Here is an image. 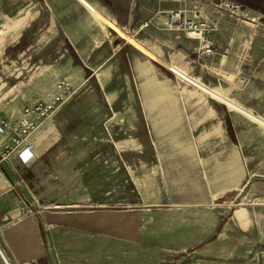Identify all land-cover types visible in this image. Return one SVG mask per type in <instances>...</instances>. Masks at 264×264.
<instances>
[{"label":"rangeland","instance_id":"1","mask_svg":"<svg viewBox=\"0 0 264 264\" xmlns=\"http://www.w3.org/2000/svg\"><path fill=\"white\" fill-rule=\"evenodd\" d=\"M89 1L97 16L82 0H0V117L68 88L46 163H0L43 241L23 264H264V0ZM139 169L155 207H139ZM203 170L226 175L208 188ZM232 178L241 190L220 194Z\"/></svg>","mask_w":264,"mask_h":264},{"label":"crops","instance_id":"2","mask_svg":"<svg viewBox=\"0 0 264 264\" xmlns=\"http://www.w3.org/2000/svg\"><path fill=\"white\" fill-rule=\"evenodd\" d=\"M83 6L84 8L87 7V5H90V8L88 9V13L90 15H98L99 12V8L96 4L90 2L89 0H82ZM102 9V8H100ZM28 13L24 14L22 17L18 18V19H28ZM116 22V21H115ZM118 25V24H117ZM120 28H122V31L120 32V37L123 38L124 41H126L127 43L129 42V40L127 39L126 36V30L125 28L121 27L120 25H118ZM10 28L6 29L9 30ZM113 30V29H111ZM1 31V30H0ZM66 40L68 41L70 47L72 48L73 52H78L76 50V48L74 47L71 39H69V37H67L65 35ZM43 129V134L41 133L42 130L40 131L41 133V138L39 139L40 142V147H47L48 142L50 141V139L53 140H58L59 139V133L57 131V129L55 127H47V128H42ZM39 145V144H38ZM41 149V148H40ZM39 154V147L36 148L35 151V156H37ZM37 158V157H36ZM11 161H15L18 162L20 165L22 163H20L17 159H11L9 161V163H12ZM123 161V159H122ZM37 164H45V160L43 158H41L40 160L37 159V161L35 162ZM124 163V161H123ZM197 164H199L201 167L204 166L203 161L201 160V158H198ZM238 163L235 162V164L233 165L234 171L237 172L239 175V165H237ZM24 165V164H22ZM36 165V164H35ZM26 166V165H24ZM232 167V168H233ZM230 168V167H228ZM27 169H30L27 166ZM195 169V168H194ZM226 170H224L225 173ZM145 170L143 169H139L136 174H137V179H138V191L139 194L142 197V205L139 207H155L156 205H158V201L155 200L154 202H147V200L145 199V195H146V191L145 189H143L140 179V175L142 173H144ZM223 172H219L216 174L218 178L215 179H211V175L206 171L203 170L202 171V175L205 178L206 181V185L210 186V184H212L214 182V180L216 182H219L220 178L222 176H225L226 174H222L220 176V174ZM241 176V175H240ZM242 179V177H241ZM240 179V181H241ZM18 183L15 182V180L5 176L4 174L0 173V257L3 260L2 256L5 258L6 262L9 264H23V261L26 260V262L28 261V259L30 260H41V249H42V240L40 237H38L37 232H36V226L34 223V220L30 219H25V217L19 218L20 217V213H19V202L17 199V194H16V189H17ZM225 188V189H224ZM223 191L220 193L222 195H225L226 193H230V192H238L236 189H226V187H224ZM237 189H240V183L238 184ZM226 190V191H225ZM219 194V195H220ZM216 195H212V199H217ZM162 201V200H161ZM159 201V202H161ZM73 203H70L68 206L70 205H75ZM178 201L173 202L172 205L174 206H181L178 205ZM62 207H58V209H60ZM68 208H74V207H68ZM239 210H236L234 213V217L242 223L243 227H247L249 224V220L246 218L247 215V211H242L241 213H238ZM43 225L44 226H51V227H65L67 225L66 220H65V216L60 213V212H46L45 215L43 216ZM21 240H25V243H21ZM18 251H22L21 257L19 256V252ZM15 253V254H14ZM2 255V256H1ZM4 261V260H3ZM4 264H6L4 262Z\"/></svg>","mask_w":264,"mask_h":264},{"label":"built area","instance_id":"3","mask_svg":"<svg viewBox=\"0 0 264 264\" xmlns=\"http://www.w3.org/2000/svg\"><path fill=\"white\" fill-rule=\"evenodd\" d=\"M67 91L64 82L58 83L49 99L27 104L17 118L0 117V163L17 159L26 166L35 164L40 131L47 121H52Z\"/></svg>","mask_w":264,"mask_h":264},{"label":"bare ground","instance_id":"4","mask_svg":"<svg viewBox=\"0 0 264 264\" xmlns=\"http://www.w3.org/2000/svg\"><path fill=\"white\" fill-rule=\"evenodd\" d=\"M49 6V5H48ZM98 7H100V6H98ZM99 11H100V8H99ZM178 18H179V15L178 14H176V15H174V17H173V19L175 20V21H177L178 20ZM6 31L7 30H1L0 31V37H2L5 33H6ZM191 37H194L196 34L195 33H190L189 34ZM198 35V34H197ZM175 77H177L178 79H181V77L183 76V69L181 68V67H177V69L175 70ZM225 72V71H224ZM228 72V71H227ZM97 77L99 78V75H97ZM223 77L224 78H226V79H228V80H231V74H223ZM181 80H183V79H181ZM190 82L198 91H201V88H202V83L199 81V78L198 77H196V78H193V77H191V76H188V77H186L185 78V80H184V82ZM99 82V81H98ZM100 84H101V87H103V84H102V82H100ZM188 84V83H187ZM189 85V84H188ZM215 89V88H214ZM109 104H111V103H109ZM114 145L116 146V147H121V145L119 144V143H114ZM236 162V161H235ZM231 181V180H230ZM229 181V182H230ZM234 178H232V182H231V184H229L228 185V187L226 188V189H228V188H230V189H234L235 187H237V184L235 185V183H237L238 182V179L237 180H235L234 182ZM225 189V188H224ZM224 189H222V191L224 190ZM241 190V189H240ZM226 191V190H225ZM217 196V195H216ZM242 211H245V209H241V210H239V212L238 213H241ZM1 253V252H0Z\"/></svg>","mask_w":264,"mask_h":264},{"label":"water","instance_id":"5","mask_svg":"<svg viewBox=\"0 0 264 264\" xmlns=\"http://www.w3.org/2000/svg\"><path fill=\"white\" fill-rule=\"evenodd\" d=\"M1 256H2V255H1ZM2 258H3V260H4V262H5L6 264H9V263L6 262V260H5V258H4L3 256H2Z\"/></svg>","mask_w":264,"mask_h":264}]
</instances>
